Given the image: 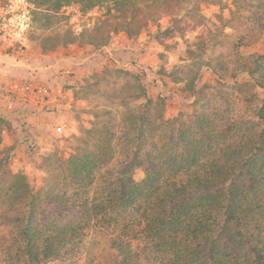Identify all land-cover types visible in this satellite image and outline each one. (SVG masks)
Listing matches in <instances>:
<instances>
[{
  "label": "trees",
  "instance_id": "obj_1",
  "mask_svg": "<svg viewBox=\"0 0 264 264\" xmlns=\"http://www.w3.org/2000/svg\"><path fill=\"white\" fill-rule=\"evenodd\" d=\"M71 1L92 9L107 0L40 3L57 10ZM108 1L135 7V20L139 6L164 3ZM126 26L92 45L119 32L138 36ZM68 37L62 46L88 43ZM251 62L264 96V55ZM142 98L113 125L89 130L91 147L55 161L38 190L22 174L0 172V264H79L89 233L108 241L113 264H264V98L252 122L205 103L187 122L182 114L166 120L162 99Z\"/></svg>",
  "mask_w": 264,
  "mask_h": 264
},
{
  "label": "rangeland",
  "instance_id": "obj_2",
  "mask_svg": "<svg viewBox=\"0 0 264 264\" xmlns=\"http://www.w3.org/2000/svg\"><path fill=\"white\" fill-rule=\"evenodd\" d=\"M40 1L33 13L32 48H67L62 45L68 43L70 33L75 41H87L98 50L92 44L104 39L108 31H124L127 25L138 35L144 32V39L152 40L156 50L146 63L138 58L142 53L131 52L128 58L105 53V62L91 64L76 89L75 96L85 103L75 110L76 132L65 133L69 127L61 134L42 131L44 136L40 134L38 141L27 117L15 123L13 116L0 114L4 122L0 126L1 173L22 174L38 190L51 175L55 161L67 159L80 147H91L89 130L113 125V116L124 105L144 102L143 92L154 102L163 100L166 120L182 114L187 122L205 103L220 113L228 110L235 118L254 121L264 96L256 76L249 72L251 61L264 55V0H162L161 7L159 1L150 9L139 6L141 20L132 18L135 7L120 9L108 0L92 9L71 1L57 10ZM94 27L99 29L93 31ZM191 80L197 97L188 90ZM124 128L121 125L117 131ZM133 178L137 183L143 179L140 168L134 169ZM82 252L79 264H113L115 260L108 241L96 233L86 236Z\"/></svg>",
  "mask_w": 264,
  "mask_h": 264
},
{
  "label": "crops",
  "instance_id": "obj_3",
  "mask_svg": "<svg viewBox=\"0 0 264 264\" xmlns=\"http://www.w3.org/2000/svg\"><path fill=\"white\" fill-rule=\"evenodd\" d=\"M144 38V32L135 38H129L124 32H119L112 34L108 43L98 50L87 44H72L51 52L35 46L30 47L21 57L9 55L0 48V93L11 83L53 87L57 83L58 73H71L68 79L62 80L60 84L63 86L64 97L52 96L45 110L30 107L23 110L14 109L16 107L12 108L10 104L0 101V114L13 116L12 121L15 123H18L21 117H27L29 124L35 129L36 134L33 135L38 141L39 138L42 139L40 134L44 136L42 131L50 133L52 127L63 122L69 127L65 133L76 132L75 110L78 106H85L82 99L75 96L76 89L88 75L91 64L95 61L105 62V53L122 58H128L131 52L142 53L138 56L140 60L145 63L148 59L152 61L150 54L156 49L150 44L152 40L146 41Z\"/></svg>",
  "mask_w": 264,
  "mask_h": 264
},
{
  "label": "built area",
  "instance_id": "obj_4",
  "mask_svg": "<svg viewBox=\"0 0 264 264\" xmlns=\"http://www.w3.org/2000/svg\"><path fill=\"white\" fill-rule=\"evenodd\" d=\"M36 10L31 0H0V48L7 54L21 57L31 47L30 34L33 26V13ZM70 72L56 75V85H7L0 93V101L14 109L26 107L45 110L52 96L64 97L61 81L68 79ZM60 82V83H59ZM68 127L66 122L52 127L53 133L61 134Z\"/></svg>",
  "mask_w": 264,
  "mask_h": 264
}]
</instances>
